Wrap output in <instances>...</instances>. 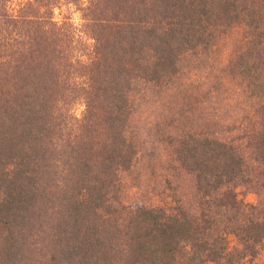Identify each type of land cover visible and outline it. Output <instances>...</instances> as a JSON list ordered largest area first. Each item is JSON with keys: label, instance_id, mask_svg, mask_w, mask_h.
Here are the masks:
<instances>
[{"label": "trees", "instance_id": "1", "mask_svg": "<svg viewBox=\"0 0 264 264\" xmlns=\"http://www.w3.org/2000/svg\"><path fill=\"white\" fill-rule=\"evenodd\" d=\"M263 250L264 0H0V264Z\"/></svg>", "mask_w": 264, "mask_h": 264}, {"label": "rangeland", "instance_id": "2", "mask_svg": "<svg viewBox=\"0 0 264 264\" xmlns=\"http://www.w3.org/2000/svg\"><path fill=\"white\" fill-rule=\"evenodd\" d=\"M72 11L74 12L73 17L75 21L80 22L79 12L74 11V9H72ZM242 46H243V40H242V33L240 29H235L229 36H227V38L223 42V47H224L223 50L226 52V54H230L232 51L238 48H242ZM82 110H83V106H79L77 109V114L81 115ZM144 163L146 164V162ZM144 171H146L145 165H144ZM140 173L142 172L139 169H137L130 176V181L132 182L137 181V180L139 181ZM146 178H147L146 179L147 183H150L151 185L154 184L156 186L158 185V181H156V179L160 180V178L158 177V173H155L152 175L151 171L148 172V176ZM177 179H178V183H180L182 186L185 185L187 187V191H192L194 184H193L192 178L189 175H186L183 172L181 173L179 172V177L176 178V181ZM239 191H240L241 198L245 199L246 201H255L256 196L252 192H250L248 189L240 188ZM263 259H264V250L260 257V260H263Z\"/></svg>", "mask_w": 264, "mask_h": 264}]
</instances>
